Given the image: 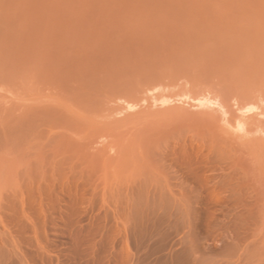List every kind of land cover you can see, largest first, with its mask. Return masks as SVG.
<instances>
[{
	"label": "rangeland",
	"instance_id": "rangeland-1",
	"mask_svg": "<svg viewBox=\"0 0 264 264\" xmlns=\"http://www.w3.org/2000/svg\"><path fill=\"white\" fill-rule=\"evenodd\" d=\"M262 97L264 0H0V264H264Z\"/></svg>",
	"mask_w": 264,
	"mask_h": 264
},
{
	"label": "snow or ice",
	"instance_id": "snow-or-ice-1",
	"mask_svg": "<svg viewBox=\"0 0 264 264\" xmlns=\"http://www.w3.org/2000/svg\"><path fill=\"white\" fill-rule=\"evenodd\" d=\"M260 104L264 105V97L261 98ZM256 110H258V108L256 106H254V105L253 106H249L247 108V111H249V112L256 111Z\"/></svg>",
	"mask_w": 264,
	"mask_h": 264
}]
</instances>
